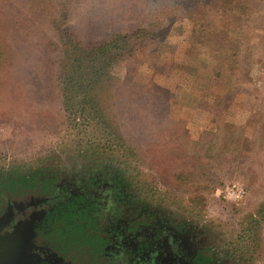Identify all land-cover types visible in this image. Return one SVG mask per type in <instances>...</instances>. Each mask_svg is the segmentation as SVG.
<instances>
[{
    "label": "rangeland",
    "instance_id": "rangeland-1",
    "mask_svg": "<svg viewBox=\"0 0 264 264\" xmlns=\"http://www.w3.org/2000/svg\"><path fill=\"white\" fill-rule=\"evenodd\" d=\"M21 1L6 7L0 226L8 203H45L61 213L46 238L81 256L90 241L113 264H264V219L248 232L264 204V0ZM67 30L85 45L149 35L107 69L109 119L131 149L94 117L65 118ZM35 236L13 264H35Z\"/></svg>",
    "mask_w": 264,
    "mask_h": 264
},
{
    "label": "trees",
    "instance_id": "trees-1",
    "mask_svg": "<svg viewBox=\"0 0 264 264\" xmlns=\"http://www.w3.org/2000/svg\"><path fill=\"white\" fill-rule=\"evenodd\" d=\"M10 1L1 0L0 7L2 16L0 20L2 23L5 21L4 26L0 25V82H2L0 85L9 80L15 64L14 40L9 39V26H7L9 22L6 20L8 18L6 15L14 11L13 8H6L11 6ZM41 1L39 0V4ZM21 3L23 8L28 0L27 3L25 1ZM66 36L67 42L57 66L58 89L65 118L72 124L78 125L84 122V118L89 120L94 117L104 132L109 134L110 139H118L125 144L124 146L122 143V148L131 149L118 128L109 119L108 100L111 82L107 78V69L114 61L130 55L136 49L134 44L136 42L141 44L149 35L143 34L141 30L133 32L125 30L115 32L105 40L92 45H85L78 39L71 38L68 30ZM249 219L248 232L251 228L259 229V220L264 219V204L255 215H250Z\"/></svg>",
    "mask_w": 264,
    "mask_h": 264
},
{
    "label": "flooded vegetation",
    "instance_id": "flooded-vegetation-1",
    "mask_svg": "<svg viewBox=\"0 0 264 264\" xmlns=\"http://www.w3.org/2000/svg\"><path fill=\"white\" fill-rule=\"evenodd\" d=\"M45 206V203L43 205H34L27 204L23 201H12L11 204L8 203L3 212L5 213V218L0 226L1 234L12 233L17 227L22 226H25V228L29 230L35 229L36 236L34 238V244L39 248V250L36 251L38 259L35 264H113L112 253H110V255L107 253L104 254L105 256H110V258H102L101 254L99 255L96 253L94 242L91 243L89 241L88 245L82 246L86 249V252L81 256L69 250V248L74 245H71L72 239L66 241V243H61V240L57 237L46 238L50 231H54L53 226L56 224L54 222L55 217L50 216L57 214L61 215V213L45 212L44 214L41 209ZM109 224H111V219H109ZM130 226H132V224ZM89 236H91V234ZM77 241L80 242L81 239H75V242ZM87 241L88 239L86 238L85 242ZM168 242L169 240L167 237H161L159 240L162 246H165ZM111 244L113 245V239H111V242L108 244L109 247H106V251L110 249Z\"/></svg>",
    "mask_w": 264,
    "mask_h": 264
},
{
    "label": "water",
    "instance_id": "water-1",
    "mask_svg": "<svg viewBox=\"0 0 264 264\" xmlns=\"http://www.w3.org/2000/svg\"><path fill=\"white\" fill-rule=\"evenodd\" d=\"M28 229L17 227L14 232L2 235L0 232V264H13L27 248Z\"/></svg>",
    "mask_w": 264,
    "mask_h": 264
}]
</instances>
